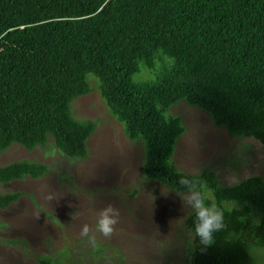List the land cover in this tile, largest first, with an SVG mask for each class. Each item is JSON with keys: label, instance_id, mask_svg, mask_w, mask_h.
Here are the masks:
<instances>
[{"label": "trees", "instance_id": "trees-1", "mask_svg": "<svg viewBox=\"0 0 264 264\" xmlns=\"http://www.w3.org/2000/svg\"><path fill=\"white\" fill-rule=\"evenodd\" d=\"M90 74L124 134L141 139L144 176L173 191L187 176L224 211L204 250L189 213V260L160 264H253L250 249L264 247V178L224 184L211 169H179L174 150L185 126L170 108L184 100L230 136L264 147V0H0V150L50 138L62 154L85 158L97 123L75 118L70 104L92 90ZM48 171L18 159L0 164V183ZM21 195L0 192V208Z\"/></svg>", "mask_w": 264, "mask_h": 264}, {"label": "rangeland", "instance_id": "rangeland-1", "mask_svg": "<svg viewBox=\"0 0 264 264\" xmlns=\"http://www.w3.org/2000/svg\"><path fill=\"white\" fill-rule=\"evenodd\" d=\"M90 84L92 90L70 104L75 118L97 123L86 140L85 158L62 154L50 138L33 149L13 143L0 150V164L28 159L49 166L39 178L0 183L1 193H22L7 208H0V264H40L41 256L74 264L189 260L192 233L184 226L189 210L181 206L175 191L144 176L141 139L124 134L107 110L96 80L90 78ZM170 112L179 115L185 126L174 150L179 169L193 173L208 168L224 184L251 175L264 178V147L259 141L230 136L207 111L184 100ZM109 203L119 209V222L110 238L94 233L96 245L102 247L97 254L96 245L80 236V228L84 223L94 225L99 209ZM257 248L250 249L253 264H264V247Z\"/></svg>", "mask_w": 264, "mask_h": 264}, {"label": "clouds", "instance_id": "clouds-1", "mask_svg": "<svg viewBox=\"0 0 264 264\" xmlns=\"http://www.w3.org/2000/svg\"><path fill=\"white\" fill-rule=\"evenodd\" d=\"M178 183L183 191H175V193L179 197L181 206L189 210L192 215L194 239L198 241L201 250H204L212 245L214 234L223 229L224 211L208 199L202 188L198 187L193 179L180 175ZM119 217V209L109 203L99 209L94 225L82 224L79 234L95 246L94 233H98L104 238H110L115 225L119 222Z\"/></svg>", "mask_w": 264, "mask_h": 264}]
</instances>
